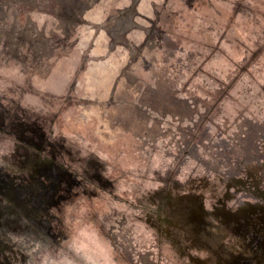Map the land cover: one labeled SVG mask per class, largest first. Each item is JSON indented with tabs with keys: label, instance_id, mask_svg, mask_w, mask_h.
Instances as JSON below:
<instances>
[{
	"label": "rangeland",
	"instance_id": "374dc122",
	"mask_svg": "<svg viewBox=\"0 0 264 264\" xmlns=\"http://www.w3.org/2000/svg\"><path fill=\"white\" fill-rule=\"evenodd\" d=\"M74 188L120 264H264V0H0V264Z\"/></svg>",
	"mask_w": 264,
	"mask_h": 264
},
{
	"label": "clouds",
	"instance_id": "9594fccd",
	"mask_svg": "<svg viewBox=\"0 0 264 264\" xmlns=\"http://www.w3.org/2000/svg\"><path fill=\"white\" fill-rule=\"evenodd\" d=\"M91 199L81 188H74L71 197L49 209L52 227L59 223L63 239L58 244L41 242L36 264H120L94 218Z\"/></svg>",
	"mask_w": 264,
	"mask_h": 264
}]
</instances>
